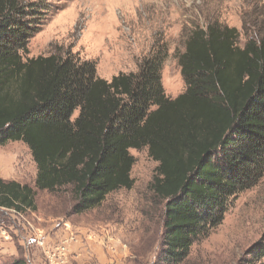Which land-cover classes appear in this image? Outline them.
I'll return each instance as SVG.
<instances>
[{
  "label": "trees",
  "instance_id": "obj_1",
  "mask_svg": "<svg viewBox=\"0 0 264 264\" xmlns=\"http://www.w3.org/2000/svg\"><path fill=\"white\" fill-rule=\"evenodd\" d=\"M258 5L242 32L213 19L187 35L176 52L186 91L172 99L162 81L166 44L136 72L107 81L95 62L71 52L24 59L39 12L26 0H0V144H26L36 188L72 187L77 214L132 189L131 150L147 149L158 163L152 190L165 201L163 251L170 264L183 263L233 200L264 178V2ZM0 207L35 211L36 192L0 177ZM252 256L264 259V245Z\"/></svg>",
  "mask_w": 264,
  "mask_h": 264
},
{
  "label": "rangeland",
  "instance_id": "obj_2",
  "mask_svg": "<svg viewBox=\"0 0 264 264\" xmlns=\"http://www.w3.org/2000/svg\"><path fill=\"white\" fill-rule=\"evenodd\" d=\"M260 1L26 0L39 15L24 59L71 52L95 62L98 76L111 81L136 72L145 56L166 44L162 81L175 99L186 91L176 52L184 51L187 35L213 19L242 32L245 14ZM131 154L133 188L77 214L72 187L36 188L37 166L26 144H0V177L33 188L37 206L25 212L0 207V264H170L163 251L165 201L152 190L158 163L147 149ZM258 244L264 245V178L235 198L220 225L174 264H264L252 256Z\"/></svg>",
  "mask_w": 264,
  "mask_h": 264
},
{
  "label": "bare ground",
  "instance_id": "obj_3",
  "mask_svg": "<svg viewBox=\"0 0 264 264\" xmlns=\"http://www.w3.org/2000/svg\"><path fill=\"white\" fill-rule=\"evenodd\" d=\"M21 157V156H20ZM30 159V158H29ZM28 164H30V163H28Z\"/></svg>",
  "mask_w": 264,
  "mask_h": 264
}]
</instances>
